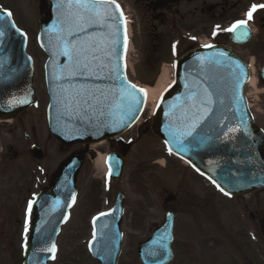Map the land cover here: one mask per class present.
Instances as JSON below:
<instances>
[{"label": "water", "instance_id": "obj_1", "mask_svg": "<svg viewBox=\"0 0 264 264\" xmlns=\"http://www.w3.org/2000/svg\"><path fill=\"white\" fill-rule=\"evenodd\" d=\"M40 0L42 16L39 22V44L49 60L46 64V85L50 104L48 124L50 133L64 146L77 143L88 145L108 140L131 128L139 119L145 105V95L132 88L126 79L125 54L127 39L125 25L116 6L108 11L115 19L106 18L104 24L79 33V38L93 36L96 59L89 58V70L75 75L63 74L55 79L70 61L58 51L54 32L48 29L57 21V0ZM0 16L8 23L7 34L0 38V120H9L29 108L34 100L32 60L26 54L27 40L21 36L6 13ZM112 25L113 27H109ZM118 28L116 42L112 43ZM241 32L236 31L235 38ZM241 44L249 41V32ZM238 43V44H239ZM114 49V50H113ZM226 53L221 56L220 53ZM203 58V59H198ZM264 79V69L260 75ZM249 71L244 62L230 49L213 47L186 55L176 65L175 85L163 99L153 119V132L171 152L189 163L206 178L215 181L224 193L240 197L264 189V134L255 125L244 96ZM130 90L139 100L135 113L125 117L121 105V91ZM205 90L211 94L210 111H199ZM25 100V103L18 101ZM195 103L196 107H193ZM204 115L190 136L186 132L195 119ZM177 133L184 150H180L172 133ZM33 155L41 159L38 148ZM82 155H72L54 177L51 189L38 197L35 205L33 231L25 251L24 264H48L55 252L46 251L56 239L76 198V178L82 166ZM121 164L116 169V177ZM122 202L118 199L113 212L96 223L95 240L91 252L99 264H117L122 250L120 231ZM175 214H168L164 224L138 250L143 264H170L173 260L171 244Z\"/></svg>", "mask_w": 264, "mask_h": 264}, {"label": "rangeland", "instance_id": "obj_2", "mask_svg": "<svg viewBox=\"0 0 264 264\" xmlns=\"http://www.w3.org/2000/svg\"><path fill=\"white\" fill-rule=\"evenodd\" d=\"M120 1L124 3L135 21L133 51H131L129 59L131 81L146 86H154L162 73L164 64L169 73V82L164 86L168 88L174 80V60L179 58L184 49L181 48L182 51L179 50L180 55L171 60L168 52L174 36L171 32H167V27L160 28L157 24L148 20V17L144 16L141 11L140 14L137 8H134L133 0ZM0 8L9 10L17 27L28 36V53L33 58L36 69L34 85L38 105L21 117L24 123L28 124L27 127H24V130L31 132V128L35 129L32 132L36 136L35 141L40 144L46 153V159L39 164V167H45L47 171L50 170L51 172L52 168L68 160L78 148L60 146L55 139L49 136L46 130L45 108L47 96L42 77L44 57L36 41L38 20L40 18L39 0H0ZM152 26L157 29L151 28ZM199 38L202 41L210 39L209 35L200 36ZM151 46L153 48L150 49ZM247 49H235L234 52L244 61H254L258 73L261 68L260 63H263L260 62L262 52L258 49V46H255V43L249 45ZM159 62L164 63L158 66L157 63ZM249 92L259 112L258 122L260 126L264 127L262 112L264 90L262 95L259 94L260 90L258 92L250 90ZM149 116L150 112L145 111L140 122L147 120ZM18 123L15 121L14 125H18ZM19 132L12 138L0 132V149L8 152L9 148L12 147L10 157L13 156V151L21 153L22 149H26L22 133ZM147 141L151 143L152 148H148ZM92 149L97 151L98 155H95L94 158L89 156L87 167L78 176L79 194L77 204L71 211L69 222L61 230L57 240V256L55 261L50 264H97L88 251V244L92 239L90 218L108 210L110 206L107 202L109 186L105 184L104 167L99 161L101 153H99L97 147H92ZM28 159V155H21L20 160L14 161L7 168L8 173H6V176H0L1 195H6L14 188L19 190L24 188L19 184L13 186V182L18 179L22 184L25 181L23 174H15L19 171L18 168L23 169L24 173L33 170L34 166ZM131 159V163L124 170L120 186H118V189L124 191L128 196V206L125 214L128 219L127 221L125 219L123 224V253L119 259V264H140L137 257L138 245L134 238L145 233L151 222H157L159 225L163 223L165 215L163 197L165 196H173L178 199V202L185 199L188 204V208L180 212V217L174 227L176 243L174 245L175 260L172 264H235L231 255V247L229 248L227 245L228 239L231 241V236L235 238L237 233L240 244L245 243L243 230L245 231V228L249 225L246 221L247 217L249 220V214H245L244 209L248 207V210L251 211L264 212V191H259L245 198H239L234 202L227 199L212 184L187 171L186 167L179 161L166 156L161 141L155 135L154 139H151L150 135H143ZM152 162L156 165H152ZM142 163L143 165H141ZM1 167L2 164H0V171ZM31 176H33L32 172ZM25 178L28 181V174ZM128 179H132L133 183L129 181L130 185H128ZM115 187L117 188V186ZM146 192H148L149 197L152 196L151 200L153 199V202L157 198L154 199V195L157 194L156 207L146 209L151 203L149 197L145 195ZM20 193L21 206L19 208L18 205L11 208L7 200L1 203V198L5 197L1 196L0 198V264H21L18 261L17 253L25 245V236L22 232H25L26 217L23 210L25 193L22 191ZM204 202L207 204L205 209L206 218H201L197 207L198 205H204ZM134 210L138 212V215L141 212L139 228L132 225L133 215L131 213ZM254 226L256 228L253 232L254 245L250 246L249 249L248 247L245 248V251L241 248V245L240 249L237 245L238 264H247L250 260L258 262L255 261L254 264H263L262 261L259 262L258 258L262 256L264 237L259 232L260 227ZM204 236H207L206 239L208 240H217L220 245L217 248H206L203 245ZM247 258L248 261L244 263Z\"/></svg>", "mask_w": 264, "mask_h": 264}, {"label": "flooded vegetation", "instance_id": "obj_3", "mask_svg": "<svg viewBox=\"0 0 264 264\" xmlns=\"http://www.w3.org/2000/svg\"><path fill=\"white\" fill-rule=\"evenodd\" d=\"M134 1V8H137V10L142 12L144 16L148 17V20H150L152 23L157 24L160 28L161 27H167L168 31L173 34L174 38L171 41V46L177 50H181L183 48V52H187L192 50L196 46V41L200 36H207L209 35L212 39L215 45L218 46H227L235 49H245L248 50L247 47L251 45L252 43H255V46H258V49L261 50L262 56L260 63L261 66H264V7H257L256 11L253 12L252 19L248 20L247 13L252 9L253 5H264V0H133ZM135 11V10H134ZM137 12V13H139ZM140 12V14H141ZM133 17V16H132ZM241 20H247V26L251 28L253 38L252 41L245 46H237L230 42L229 36L230 32L226 31V29L231 28L233 24H235L237 21ZM151 28L157 29L155 26H152ZM150 28V29H151ZM215 33V35H214ZM158 38L157 36H155ZM179 37V39H178ZM194 38V39H193ZM175 39V40H174ZM160 40V39H157ZM239 41L241 39H238ZM159 42V41H157ZM173 43H175L173 45ZM153 48V46L150 47V49ZM262 87H264V82L261 83ZM263 116H264V105H263ZM264 120V119H263ZM18 123V125H14V122ZM11 125H0V132L7 136L12 138L17 132L23 133V139H24V145L26 149H22L21 153H18L16 151H13V156L10 157V150H12V147L9 148L8 152H5L3 149H0V164H2L0 176H6L7 168L10 167V165L14 161H18L21 158V155H28V161L33 164V176L31 177L30 172L23 171V169L18 168L19 171L15 172V174H23V179L26 181V174H30L28 181H24L22 184L19 182V180H15L13 182V186L16 184L24 186L22 190H19L18 188H14L9 193H6L4 196L5 198H1L2 202L4 203L5 200L8 201V205L11 206V208L21 206L20 201V191L25 193V200H24V208L27 207L28 209V202L30 199L31 194L33 193L36 195L38 192L42 190H46L53 178V173L47 171V168H39L38 164L39 162L43 161H37L34 160L31 157L30 151L31 148L34 145L37 144L36 136H28L27 130H24V127H27L28 124H25L23 121V118L18 116L14 121L11 122ZM150 124L148 122H143L142 124H139L138 126H135L130 131L123 133L122 135L115 137L111 141H107L102 143L97 150L99 153L103 154L106 159H108V164L106 165V169L110 171V169H114L116 167L117 160L123 161L124 168L127 167L129 163H131L132 155L134 154V150L137 146V144L141 141V137L143 135H150L151 139H154V135L150 130ZM17 128V129H16ZM264 130V127L262 128ZM35 129L31 128V132H34ZM143 139V138H142ZM150 141V140H148ZM148 148H152L150 142H148ZM126 145H130V148L126 150ZM74 148H78L74 153L78 152H84V166L81 170H85L88 163V158H94L95 155H98V152L95 150H92L89 146L88 149L84 148L81 145H76ZM152 165H156L154 162H152ZM143 165V163L141 164ZM148 167V165H147ZM10 169V168H9ZM143 169V168H140ZM187 171H190V169L187 168ZM123 178V176H122ZM121 179L119 180H113L110 177L107 176L108 180V186L109 191L107 194V202L110 205V208L114 205L118 195L122 194L123 200H124V221L128 219L126 214L127 210V203H128V196L127 194L118 189V186H120ZM23 181V180H22ZM129 181L133 183V180L128 179V185H130ZM117 186V188L115 187ZM146 196H148V192L145 193ZM149 197V196H148ZM155 197H157L155 199ZM152 196L149 197L151 203L145 207L148 209L149 207H156L158 196L157 194L154 195L155 201L153 202V199L151 200ZM15 203H14V202ZM182 201V202H181ZM148 203V200H147ZM141 204V203H139ZM137 205V203H136ZM163 208L165 209V212L173 211L177 213V220L178 221L180 217V212L186 208H188L187 201L185 199L180 200L178 202V199L173 196H165L163 197ZM207 207L206 202H204V205H198L197 209L199 211V214L201 218H206V212L205 209ZM190 209V208H189ZM188 209V210H189ZM248 207H245L244 213L249 214V220L248 217L246 221L249 223L248 227L245 228V231L243 230V237H244V244H240L238 239V234L236 233L237 239H235L233 236H231V241L228 239V247H231L232 252V259L235 264H238V256L237 253L238 248H241L245 251L248 247L254 245V235L253 232L256 230L254 225H257L260 227L259 232L264 237V212H256L248 210ZM128 214V213H127ZM133 215L132 219V225L138 226L139 228V216L141 212L133 211L131 213ZM248 216V215H247ZM126 217V218H125ZM123 221V224H124ZM203 224H205L203 222ZM158 226L157 222H151L149 224L148 230L141 234L140 236H135L134 240L136 239V244L140 245L142 242H144L147 237L152 232L153 228ZM246 232V233H245ZM226 235V234H225ZM207 236H204L203 245L206 248H217L219 242L216 240H208L206 239ZM235 239V240H234ZM264 242V238H263ZM237 245L238 248H237ZM261 254V253H260ZM246 258V257H245ZM259 262L262 261L264 264V247L262 248V256L258 258ZM248 261V258L244 260V263ZM256 260H250L247 264H254ZM257 262V261H256ZM258 263V262H257Z\"/></svg>", "mask_w": 264, "mask_h": 264}, {"label": "snow or ice", "instance_id": "obj_4", "mask_svg": "<svg viewBox=\"0 0 264 264\" xmlns=\"http://www.w3.org/2000/svg\"><path fill=\"white\" fill-rule=\"evenodd\" d=\"M115 4V0H57V21L52 25L49 32H54L56 34V38L58 41V51H55L54 55H63L68 58L70 61L69 65H65L64 68L61 69V74L54 76L55 79L63 78V74L67 72L69 75H75L80 73L82 70H89L90 62L89 58L96 59L94 54L95 48L90 41H93L95 38L93 36H87L83 39L79 38V33L85 32L88 28H91L96 25H103L106 18L111 17L115 19L113 13L108 11L109 5ZM257 7H264V5H253L252 9L247 13L248 20L252 19L253 12L256 11ZM116 8L119 9V5L116 4ZM121 12V16H122ZM6 16L10 19L12 13L10 11L6 12ZM5 17L0 16V21H4ZM247 24V20L237 21L235 24L231 26V28L226 29L228 32H235L238 28H242ZM12 28H16L15 24L12 23L10 25ZM9 24L0 23V38H3L7 34V29ZM109 27H113L109 25ZM16 31L26 38V34L21 32L18 28ZM119 29L116 28L113 35L112 43L116 42L117 33ZM215 35V33H214ZM248 32L242 31L241 36L237 37L238 39L241 37H247ZM194 39V38H193ZM205 47H211L210 45H206ZM114 50V49H113ZM221 56H226V53L221 52ZM203 59V58H198ZM135 88V85L131 86ZM140 91H145L141 89ZM121 105L123 113L125 117H131L140 104V100L130 91V90H122L121 91ZM19 103H25V100L18 101ZM212 103L211 94L207 93L205 90V97L200 101V109L199 111L206 114L210 111V105ZM193 107H196L195 103ZM204 115H200L197 119L194 120L191 127L186 131L179 133L180 136L187 137L192 134L198 124L204 119ZM173 138L176 139V142L180 148V150H184V146L181 140L177 139V133H172ZM171 152V149H169ZM111 175V172L109 173ZM215 183V181H213ZM219 187V185H217ZM223 191V189H221ZM227 194V193H226ZM75 197H73V200ZM35 200H30L28 202V214L31 215L33 204ZM101 216L107 215L106 213H100ZM99 217L94 218L98 219ZM27 233H28V222L25 223V245L27 248ZM93 239H95V233L93 234ZM55 244H52L50 249H44L46 251L55 252ZM53 259L55 256L53 255Z\"/></svg>", "mask_w": 264, "mask_h": 264}, {"label": "bare ground", "instance_id": "obj_5", "mask_svg": "<svg viewBox=\"0 0 264 264\" xmlns=\"http://www.w3.org/2000/svg\"><path fill=\"white\" fill-rule=\"evenodd\" d=\"M131 50H133V49L131 48ZM165 67H166V65L163 66L162 73L159 76L157 83L154 86H152V87L145 86L144 87V90H145L146 96H147L146 109L150 112L154 111L159 98L161 97V95L166 90V87L164 85L169 82V73ZM251 84H253V81ZM254 85H255V83H254ZM101 144L102 143H99L96 145L100 146ZM93 147H95V145ZM97 148H99V147H97ZM99 161L104 165L105 156L104 157L100 156Z\"/></svg>", "mask_w": 264, "mask_h": 264}]
</instances>
